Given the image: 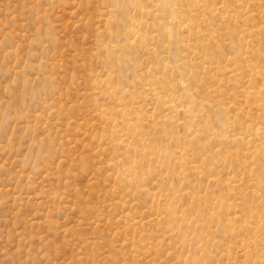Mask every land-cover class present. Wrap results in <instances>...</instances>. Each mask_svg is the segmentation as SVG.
<instances>
[{"label":"rangeland","instance_id":"1","mask_svg":"<svg viewBox=\"0 0 264 264\" xmlns=\"http://www.w3.org/2000/svg\"><path fill=\"white\" fill-rule=\"evenodd\" d=\"M0 264H264V0H0Z\"/></svg>","mask_w":264,"mask_h":264},{"label":"bare ground","instance_id":"2","mask_svg":"<svg viewBox=\"0 0 264 264\" xmlns=\"http://www.w3.org/2000/svg\"><path fill=\"white\" fill-rule=\"evenodd\" d=\"M250 166V165H249Z\"/></svg>","mask_w":264,"mask_h":264}]
</instances>
